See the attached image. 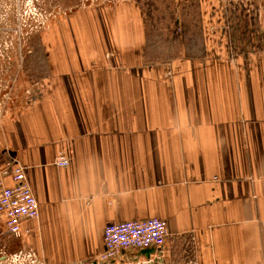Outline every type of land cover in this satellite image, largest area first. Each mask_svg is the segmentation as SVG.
I'll return each mask as SVG.
<instances>
[{"label":"crops","instance_id":"1","mask_svg":"<svg viewBox=\"0 0 264 264\" xmlns=\"http://www.w3.org/2000/svg\"><path fill=\"white\" fill-rule=\"evenodd\" d=\"M222 36L202 54L153 57L121 6L54 24L44 81L0 118V163L25 167L38 203L22 251L102 264L105 225L156 217L161 253L125 249L109 264H264V34Z\"/></svg>","mask_w":264,"mask_h":264},{"label":"rangeland","instance_id":"2","mask_svg":"<svg viewBox=\"0 0 264 264\" xmlns=\"http://www.w3.org/2000/svg\"><path fill=\"white\" fill-rule=\"evenodd\" d=\"M116 5L143 21L155 54L170 58L202 54L223 34L229 43L264 34V0H0V118L26 105L44 81L46 35L60 18ZM19 246L0 223V264H44Z\"/></svg>","mask_w":264,"mask_h":264},{"label":"built area","instance_id":"3","mask_svg":"<svg viewBox=\"0 0 264 264\" xmlns=\"http://www.w3.org/2000/svg\"><path fill=\"white\" fill-rule=\"evenodd\" d=\"M58 167H66L69 157L59 152L54 160ZM12 182L8 185L5 179ZM38 218V203L27 182L25 167L12 161L0 163V219L6 232L13 236L22 233V224ZM28 232V229L24 230ZM167 235L165 220L152 217L148 219L124 222H112L103 229V250L98 260L109 264L125 249H144L154 247L161 253V247ZM152 258L137 259L128 264H155Z\"/></svg>","mask_w":264,"mask_h":264},{"label":"trees","instance_id":"4","mask_svg":"<svg viewBox=\"0 0 264 264\" xmlns=\"http://www.w3.org/2000/svg\"><path fill=\"white\" fill-rule=\"evenodd\" d=\"M145 26V25H144ZM149 40V39H148ZM150 41V40H149ZM150 43H151V41H150ZM148 50H150L149 52H150V54L153 56V57H159L160 56V54L158 55V54H155L154 53V50L152 49V43L151 44H149V48H148ZM169 56V55H168Z\"/></svg>","mask_w":264,"mask_h":264}]
</instances>
